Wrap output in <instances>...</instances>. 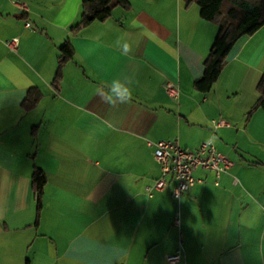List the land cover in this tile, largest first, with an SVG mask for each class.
Wrapping results in <instances>:
<instances>
[{
    "label": "crops",
    "instance_id": "crops-1",
    "mask_svg": "<svg viewBox=\"0 0 264 264\" xmlns=\"http://www.w3.org/2000/svg\"><path fill=\"white\" fill-rule=\"evenodd\" d=\"M17 1L29 10L0 0V264H168L179 250L177 264H264V111L245 120L264 74V28L237 42L207 94L194 82L219 27L190 0H129L78 32L84 0ZM68 41L75 54L58 91ZM113 82L130 87L127 103L101 102ZM31 89L42 97L26 111ZM166 140L192 150L212 140L232 166L218 185L193 172L181 201L149 195L161 173L150 142ZM36 168L47 176L39 220Z\"/></svg>",
    "mask_w": 264,
    "mask_h": 264
},
{
    "label": "trees",
    "instance_id": "trees-1",
    "mask_svg": "<svg viewBox=\"0 0 264 264\" xmlns=\"http://www.w3.org/2000/svg\"><path fill=\"white\" fill-rule=\"evenodd\" d=\"M190 3L201 8L203 19L219 27V33L204 60L203 76L194 82L198 91L208 94L220 78L223 68L227 64L228 56L232 54L237 42L243 37L255 35L264 28V0H190ZM116 8L129 10L131 3L129 0H84L82 16L72 27V30L78 32L91 23L105 22L112 17ZM58 51H60L59 66L53 85L59 91L65 64L73 60L75 50L71 42L68 41ZM257 91L259 98L248 113L246 119L248 121L256 111L260 109L264 111V74L259 79ZM41 97L40 90L31 89L28 99L24 102L25 110L30 111L35 108ZM46 178L43 170L36 168L32 178V192L37 201L38 220L43 208Z\"/></svg>",
    "mask_w": 264,
    "mask_h": 264
},
{
    "label": "built area",
    "instance_id": "built-area-1",
    "mask_svg": "<svg viewBox=\"0 0 264 264\" xmlns=\"http://www.w3.org/2000/svg\"><path fill=\"white\" fill-rule=\"evenodd\" d=\"M9 1H12L14 5L24 11L29 10L25 2ZM30 25V23H27L25 26L29 28ZM19 44L20 41L17 38L6 42L7 47L13 52L18 49ZM165 85L171 97L178 98L179 91L176 84L169 82ZM214 127L215 129L231 127V124L223 120H216L214 121ZM150 146L154 149V160L159 165L161 173L153 185L146 187L149 195L156 191L163 195H170L173 200L181 201L193 185L198 182L193 172L201 168L215 173L217 177L215 185H218L220 177L232 166L230 159L218 151L212 140L203 142L201 146L194 150L183 148L178 140L150 142ZM262 209L264 210V207ZM175 223L176 226H181L179 225V218ZM182 259L183 252L181 250L166 257L168 264H177Z\"/></svg>",
    "mask_w": 264,
    "mask_h": 264
},
{
    "label": "clouds",
    "instance_id": "clouds-1",
    "mask_svg": "<svg viewBox=\"0 0 264 264\" xmlns=\"http://www.w3.org/2000/svg\"><path fill=\"white\" fill-rule=\"evenodd\" d=\"M124 53H128L130 45L124 43L122 46ZM101 102L108 104L109 106H116L118 103H127L131 97V89L129 86L122 84L120 82H113V87L107 94L103 92H98Z\"/></svg>",
    "mask_w": 264,
    "mask_h": 264
},
{
    "label": "rangeland",
    "instance_id": "rangeland-1",
    "mask_svg": "<svg viewBox=\"0 0 264 264\" xmlns=\"http://www.w3.org/2000/svg\"><path fill=\"white\" fill-rule=\"evenodd\" d=\"M261 110H262V109H261ZM256 112H257V111H256ZM247 116H248V115H247ZM246 119H247V118H246ZM246 119H245V120H246ZM247 121H248V120H246V122H247ZM248 122H249V121H248Z\"/></svg>",
    "mask_w": 264,
    "mask_h": 264
}]
</instances>
